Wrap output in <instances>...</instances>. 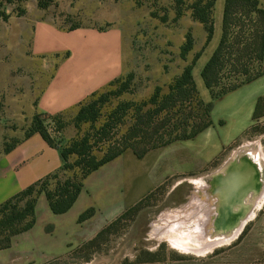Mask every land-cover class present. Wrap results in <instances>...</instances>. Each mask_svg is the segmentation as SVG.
<instances>
[{
    "label": "rangeland",
    "instance_id": "1",
    "mask_svg": "<svg viewBox=\"0 0 264 264\" xmlns=\"http://www.w3.org/2000/svg\"><path fill=\"white\" fill-rule=\"evenodd\" d=\"M42 1L46 0H0L1 9L28 19L24 23L21 47L12 51L7 49L4 55L0 54V153L6 146L23 138L32 121L39 118L44 121L52 139L62 147L74 138L91 135L96 142L94 151L101 157L106 149L102 141H116L120 145L128 135L127 130L132 123V111L123 116L119 123H115L116 116L115 119L111 118L112 111L125 101L140 102L147 99L157 85L163 86L166 91L169 82L194 57L195 53L191 52L187 60L180 58L178 45L188 31L185 27L189 24V7L194 0H184L181 4H177L176 0H68L65 9H62L58 0L42 8ZM111 6L124 20L126 40L129 44L134 42L132 50L130 47L126 50L127 72L120 82L95 93L77 109L52 119L44 117L37 111L36 101L54 70L55 61L32 55L31 19L54 17L66 26H105L98 17L105 14V8L106 12H111ZM179 8L183 13L180 16ZM200 65L201 63L197 67ZM128 74L133 75L129 89L118 94V87L127 79ZM102 95H106L108 100L104 104L99 102L97 120L83 122L77 127L76 117L81 107L100 99ZM60 124L63 128H60ZM252 125L257 127L253 131L247 130L207 164H200L197 171L166 173L160 184L146 194L150 195L142 207L115 223L97 244L86 246L99 231L120 216L104 223L100 228L88 226L86 229L82 223L76 222L60 252L37 255L15 244L0 249V264H264V202L253 209V216L247 219L235 236L204 252L197 249L202 245L204 248L208 238L194 240L189 228L184 229L186 235L180 241L185 247L196 250L179 247L162 235L157 236L155 228L161 224L159 217L162 213L178 210L191 201L198 191L195 180L204 178L209 184L210 175L222 168L232 156H243L247 153L246 155L256 157V153L252 156L250 150L256 151L258 148L264 153V116L255 120ZM176 152L185 153L179 146H170L155 153L153 151L148 158L142 160L133 154H126L125 159L128 163L133 159L140 178L149 179L148 166L155 161L156 164L170 161ZM256 158L264 166L260 153ZM75 159L76 156H71L70 162ZM261 169L264 179V167ZM80 175L79 167L70 169L61 173L58 179H52L49 188L54 189L59 181L69 177L79 178ZM140 178L136 176V180ZM52 228L53 224L47 226L49 230ZM58 239H53L56 251L60 249L57 247Z\"/></svg>",
    "mask_w": 264,
    "mask_h": 264
},
{
    "label": "crops",
    "instance_id": "2",
    "mask_svg": "<svg viewBox=\"0 0 264 264\" xmlns=\"http://www.w3.org/2000/svg\"><path fill=\"white\" fill-rule=\"evenodd\" d=\"M58 1L62 9L68 5V0ZM258 1L264 8V0ZM225 2L226 0L215 1L214 34L204 48L207 37L204 24L192 17L191 10L188 17L189 24L185 27L186 30L192 31L195 38L191 52L197 53L203 49L193 68V77L205 101L211 100V94L201 73L221 40ZM25 18L23 15L0 8V54L4 55L7 49L12 51L21 47L24 23L28 22ZM98 18L101 23L104 22L105 26L78 24L71 28V26L60 24L54 17L31 19L30 50L32 55L55 61L54 70L36 101V109L44 117L52 119L57 115L77 109L95 93L104 90L127 72L126 50L128 47L132 50L134 42L131 41L129 44L126 40L123 18L112 6L111 12H106L105 8V14ZM184 40L185 38H182L179 42V47ZM199 63L201 65L197 67ZM262 96H264V73L215 99L211 111L212 124L195 137L176 140L166 146L152 149L141 158L133 151L127 150L90 172L84 177L82 190L67 212L54 213L46 194L42 192L36 203L35 224L30 229L14 235L10 247L15 244L37 255L60 252L76 222L82 223L83 228L86 229L88 226L100 228L104 223L116 219L140 201L160 184L166 173L197 171L200 164L210 162L225 147L242 137L252 126L255 121L256 105ZM170 146H179L185 153L176 152L170 161H161L158 164L156 161L153 162L147 168L149 179H141L136 171L134 160L131 159L128 163L125 159L126 154H133L142 160L148 158L153 151L155 153L161 148ZM63 165L61 144L58 147L51 146L40 133L21 138L12 150L0 153V204L29 185L61 171ZM136 176L140 179L136 180ZM199 180H202L205 185L202 191L217 206L213 212L214 221L219 214L217 210L219 211L220 208V199L212 192L211 184H208L204 178L195 180L197 186ZM199 194L198 189L197 197ZM194 197L195 194L188 204L193 201ZM89 209H93V214L80 222V215ZM208 209L209 211L214 210L210 207ZM174 211L176 210L162 214ZM203 218L204 216H199V219ZM50 224H53L51 230L47 229ZM211 227L204 235L207 238L212 231ZM55 238H59L57 247L60 249L57 251L53 242ZM207 245L208 242L203 249ZM186 249L196 250L192 247H186Z\"/></svg>",
    "mask_w": 264,
    "mask_h": 264
},
{
    "label": "trees",
    "instance_id": "3",
    "mask_svg": "<svg viewBox=\"0 0 264 264\" xmlns=\"http://www.w3.org/2000/svg\"><path fill=\"white\" fill-rule=\"evenodd\" d=\"M53 1H42L40 6L45 8ZM183 1L176 0L177 4ZM215 1L194 0L189 7L192 17L204 24L207 37L203 48L209 44L214 34ZM178 11V16L183 14L180 8ZM3 15L6 17L4 13ZM76 26L78 25H72L71 28ZM194 44V35L191 30H188L180 46V58L187 60ZM202 51L203 49L195 53L192 60L183 66L182 70L169 82L166 91L163 86L157 85L147 99L140 102L125 101L112 111L110 116L114 119L116 116L115 123L121 122V118L132 111V123L127 130L128 135L121 144L118 143L120 145H117L116 141L103 140L106 149L103 156L99 157L94 151L96 142L92 140L91 135L85 134L81 138H74L62 147L64 165L61 171L29 185L1 203L0 249L10 247L14 235L30 229L35 224L36 203L42 192L46 194L54 213L67 212L82 190L84 177L106 162L127 150H132L141 158L152 149L166 146L176 140L193 138L209 127L212 124L211 111L215 99L264 73V8L260 6L259 1L226 0L225 2L221 40L201 73L211 94L210 101L202 99L193 77V68ZM121 79L122 77L111 84L120 82ZM132 79L133 75L128 74L127 79L119 85L118 94L129 89ZM105 96L102 95L100 99L81 107L76 117L77 127L83 122L97 120L98 104L99 102L104 104L108 100ZM262 116H264V96L258 99L254 120ZM256 127L252 125L248 131H253ZM60 128H63L62 124ZM34 133H40L51 146H60L52 139L44 121L39 118L32 121L24 138ZM20 141L21 139L14 141L6 146L4 151L9 152ZM73 155L76 159L70 162V157ZM76 167L81 169L79 178L69 177L64 181H59L54 189L49 188L52 179H58L61 173ZM149 195L144 196L121 214L116 221L99 231L93 239L86 243V246L97 244L115 223L141 208ZM92 214L93 209L85 211L80 215L79 221L89 218Z\"/></svg>",
    "mask_w": 264,
    "mask_h": 264
},
{
    "label": "bare ground",
    "instance_id": "4",
    "mask_svg": "<svg viewBox=\"0 0 264 264\" xmlns=\"http://www.w3.org/2000/svg\"><path fill=\"white\" fill-rule=\"evenodd\" d=\"M248 149L249 148L247 146V150ZM260 150L259 148L256 151L250 150V154L253 156V154L256 153V155H254L258 157V153H260V156H262V159H264V153H262V150ZM245 154L243 156H232L225 162L222 168L213 173L214 179L212 183L210 182L212 186V192L218 196L221 202L219 211L217 210L219 214L217 215L216 220L213 221V218L215 217L213 212L216 210L217 206L215 203H213L212 199L206 196L202 191L205 185L203 184L204 182L202 180H199V196L197 197L195 192V197L190 204H187L186 206H183L174 212L162 214L159 217L161 224H158L157 227H155L157 230L156 235H162L174 245H178L179 247L186 249L187 246L185 247V244L180 241L181 237L184 238L186 235V232L184 231L185 228L189 227V230L192 231L190 235L191 237L195 238L194 240H202L204 238L207 239V237L204 235L208 233L210 227L212 226V231L208 234L210 235V238L208 237L207 247L203 249L201 246V248L197 249L201 252L212 248L214 245L220 242L230 240L233 236H235L241 230L247 219L253 216V209L257 207L258 204L261 205V203L264 202V179L262 178L261 171V168L264 166L259 160H254L257 159L256 157L253 156L250 158L249 155ZM254 166H257L259 171L258 179L252 183L246 199H244L242 203H239L237 206H235L231 213H229L227 210L228 206L226 200V189L229 186L227 184L230 183L229 178L232 176V173L249 174L250 177L254 176V171L252 170ZM208 207L214 210L209 211ZM200 215L204 216V218L199 219ZM191 226H193V228H191ZM231 228L234 229L231 231L227 230Z\"/></svg>",
    "mask_w": 264,
    "mask_h": 264
},
{
    "label": "water",
    "instance_id": "5",
    "mask_svg": "<svg viewBox=\"0 0 264 264\" xmlns=\"http://www.w3.org/2000/svg\"><path fill=\"white\" fill-rule=\"evenodd\" d=\"M252 170L254 171V176L250 177L249 174L232 173V176L229 178L230 183L227 184L229 186L226 189L227 210L229 213H231L235 206L242 203V201L247 197L252 183L258 179L259 171L257 166H254ZM210 176H212L210 177V182L212 183L214 174ZM232 229L234 228L227 230L231 231Z\"/></svg>",
    "mask_w": 264,
    "mask_h": 264
}]
</instances>
